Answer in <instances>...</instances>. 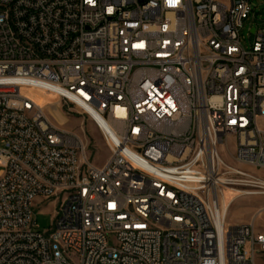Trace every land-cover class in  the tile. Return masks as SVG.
Listing matches in <instances>:
<instances>
[{
	"label": "built area",
	"instance_id": "2783aa9c",
	"mask_svg": "<svg viewBox=\"0 0 264 264\" xmlns=\"http://www.w3.org/2000/svg\"><path fill=\"white\" fill-rule=\"evenodd\" d=\"M250 6L0 0V264L264 259V233L222 210L230 189L264 193L246 169L264 170V29L244 47ZM36 95L97 124L103 167ZM38 202L56 204L49 232Z\"/></svg>",
	"mask_w": 264,
	"mask_h": 264
},
{
	"label": "rangeland",
	"instance_id": "374dc122",
	"mask_svg": "<svg viewBox=\"0 0 264 264\" xmlns=\"http://www.w3.org/2000/svg\"><path fill=\"white\" fill-rule=\"evenodd\" d=\"M250 5L249 20L243 24L241 30L242 43L247 49L251 48L255 39L253 29H264V0H250ZM35 97L45 107V113L49 120L60 129L70 132L78 138L86 148L87 156L91 162L97 167H103L110 157V151L97 124L78 107L63 102L57 108L56 98L38 95ZM232 151L233 147L222 146L220 148L222 157L230 163L233 162ZM246 169L264 179V170H255L249 167ZM230 199L233 201L226 215L228 225H238L239 219H246L252 211L250 208V202H252V204L259 205L260 208L251 218L249 224L254 222L257 229L264 227V195L239 197L237 194H231L228 200ZM250 199L252 200L250 201ZM55 209L56 204L51 202H38L34 208L35 219L42 232H49L52 229ZM257 262L264 264V259L258 258Z\"/></svg>",
	"mask_w": 264,
	"mask_h": 264
},
{
	"label": "crops",
	"instance_id": "0c3cea01",
	"mask_svg": "<svg viewBox=\"0 0 264 264\" xmlns=\"http://www.w3.org/2000/svg\"><path fill=\"white\" fill-rule=\"evenodd\" d=\"M252 199H250V201H251ZM250 204H251V206H250V208H251V213H250V215H248L247 216V218L246 219H239L240 221H238V224L240 223V224H249L250 222H251V218H253L255 215H256V213L259 211V205H255L254 203L252 204V202H250ZM241 218V217H240ZM237 224V223H236ZM259 232H262V233H264V227H261V228H259V229H257Z\"/></svg>",
	"mask_w": 264,
	"mask_h": 264
},
{
	"label": "bare ground",
	"instance_id": "6f19581e",
	"mask_svg": "<svg viewBox=\"0 0 264 264\" xmlns=\"http://www.w3.org/2000/svg\"><path fill=\"white\" fill-rule=\"evenodd\" d=\"M236 191L237 190L230 189L224 194V197H222V210H223L224 214H226V215H227V212H228L230 205H231V199L228 200V198L230 197L231 194H235L234 192H236ZM255 195H264V193H255Z\"/></svg>",
	"mask_w": 264,
	"mask_h": 264
},
{
	"label": "snow or ice",
	"instance_id": "6c2138e0",
	"mask_svg": "<svg viewBox=\"0 0 264 264\" xmlns=\"http://www.w3.org/2000/svg\"><path fill=\"white\" fill-rule=\"evenodd\" d=\"M89 2H91V0H89Z\"/></svg>",
	"mask_w": 264,
	"mask_h": 264
}]
</instances>
